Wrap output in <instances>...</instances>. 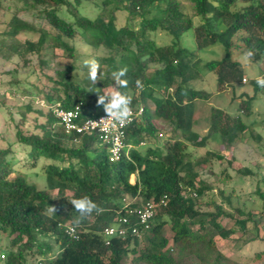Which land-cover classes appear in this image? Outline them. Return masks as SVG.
<instances>
[{"label": "trees", "instance_id": "obj_1", "mask_svg": "<svg viewBox=\"0 0 264 264\" xmlns=\"http://www.w3.org/2000/svg\"><path fill=\"white\" fill-rule=\"evenodd\" d=\"M189 2L194 15L181 0H17L23 12H34L55 32L54 36L41 35L38 42L27 41L23 49L16 50L18 54L42 51L48 37L53 39L55 48L63 49L70 57H74V49L64 41L66 38L80 37L95 49L105 48L109 57L102 63L110 73L127 68L126 75L121 77L127 80V87L119 85V91L131 99L130 109L144 106L145 110L143 117L128 128L127 152L120 161L112 163L107 147L95 136H85L74 143L50 108L60 103L70 109L82 103L87 117L107 114L97 101L98 94L103 95L102 87L110 83L109 76L101 87L84 81L77 83L71 78L76 68L68 65L54 81L58 85L55 92L63 91L64 99L46 95L45 108H36L34 102L23 107L16 124V143L25 147L33 169L41 160L51 162L44 168L48 189H38L22 175L11 179L15 173V150L13 146L0 148V264H28L32 253L39 255L44 264H124L130 254L135 256L136 263L143 264H181L186 256H195L202 264H221L226 258L220 253L210 261L216 250L214 236L228 239L234 233L224 227L223 218L234 219L243 233L248 232L250 222L258 229L259 218L251 213L236 210L241 218H235L222 204L203 201L212 188L197 182L196 167L210 163L212 158L222 163L226 158L208 153L193 161L189 159L188 144L203 148L213 141L233 146L252 127L242 115L250 117L251 105L257 95H264V88L257 80L253 82L255 95L241 105V115L213 109L209 133L201 137L194 131L195 102L208 99V95L191 86L197 78L198 62L195 53L183 45V37L192 36L199 51L220 46L225 57L207 62L205 69L217 74L220 87L241 84L245 73L241 63L233 58L235 51L264 70V0ZM87 3L99 10L95 18L84 14ZM62 12L73 20L63 17ZM119 13L126 14L125 25L119 26ZM195 17L203 21L198 27ZM136 21L140 22L138 29L134 27ZM9 26L8 35L14 39L34 31L23 24L18 14ZM160 32L171 39L163 46L156 41ZM137 79L142 88L137 87ZM160 91L164 94L157 96ZM149 102L155 105L154 110ZM30 115L35 116V126L24 130ZM161 120L171 125L174 132L167 145L162 144ZM133 175L137 177L135 184L130 181ZM56 190L58 194L54 196L51 192ZM68 191L72 196L67 195ZM259 193L264 200V193ZM220 194L224 196L223 192ZM84 196L102 208L103 213L97 215L94 208L76 226L80 214L71 201ZM164 196L169 198V205L160 209L151 228L145 230L137 225V217L129 211L139 209L141 200L158 201ZM225 200L230 203L229 197ZM51 207L55 211H49ZM202 207L213 211L204 212ZM245 215L247 218H243ZM122 217H128L130 227L137 225L142 234L129 232L125 239L113 238L107 246L102 231ZM65 222L78 229L79 240L59 228ZM169 224L172 238L164 234ZM143 235L147 246L139 248ZM54 245L59 246L56 254Z\"/></svg>", "mask_w": 264, "mask_h": 264}, {"label": "rangeland", "instance_id": "obj_2", "mask_svg": "<svg viewBox=\"0 0 264 264\" xmlns=\"http://www.w3.org/2000/svg\"><path fill=\"white\" fill-rule=\"evenodd\" d=\"M102 2V0H99ZM182 5L188 7L191 14H195L191 9L189 0H181ZM84 14L95 18L99 12L94 5L87 3ZM242 5H240L241 7ZM165 7V5H164ZM15 14L23 21V24L33 28L34 31H26L12 38L8 35L10 31V22ZM62 16L73 20L65 12ZM127 18L125 13H119V26L125 25ZM203 23L202 19L195 17V27ZM139 21L134 23L135 29H138ZM48 34L54 36L55 32L43 20L37 18L34 12H23L21 5L17 0H0V148L13 146L15 163V173L11 175L14 179L17 175H22L27 180L36 185L40 190L48 189V181L44 173V168L50 164V161L41 160L37 168H32V160L25 147L17 145L15 139L16 124L20 121L23 107L34 102L36 108H45L46 95L59 96L62 99L66 97L65 93L55 92L54 81L59 78V72L64 71L68 65H73L76 69L71 74L74 82L103 86L106 76H109V85L103 86L101 93L105 96L114 91H119V84L109 68L103 65L102 60L109 57L108 50L105 48L95 49L89 46L85 41L78 37L75 39H64L74 49V57L61 48H55L53 39L47 38L46 45L40 52H30L20 55L16 50L23 49L27 41L38 42L41 35ZM170 38L163 32L157 35V43L163 46L170 42ZM16 46L13 48V46ZM183 45L195 53V62H198L197 78L191 83V86L197 91H204L208 95L206 100H197L194 109V131L201 137L206 136L210 130V118L213 109L222 110L235 116L241 115V105L248 102L250 97L255 95L254 81L264 77V70L252 63L240 51H235L233 58L240 62L245 73V80L241 84H228L220 87L217 82V74L205 69L204 65L211 61H221L225 57V52L220 46H212L206 50L199 51L190 35L183 37ZM95 59L99 63L98 77L95 82L90 79L89 68L85 65V60ZM149 72H152L151 69ZM173 90V89H172ZM172 92V91H171ZM164 93L160 91L157 96ZM133 95V94H132ZM60 104V103H57ZM55 105V104H54ZM152 110L155 109L153 102H149ZM45 113V112H44ZM28 122L24 130H32L34 123L33 115L28 116ZM244 122L252 127L231 147H225L221 143L209 141L207 147L197 148L188 144L189 159L195 161L208 153L224 155L226 160L222 163L217 158H212L211 162L196 167L199 174L197 182L210 187L203 198L205 203L216 202L222 204L227 213L235 218H241L236 210H242L245 214L251 213L259 218L258 229L255 224H248V232L243 233L235 223L234 219L223 218L222 224L227 230H233L234 233L228 239H222L214 236L216 250L210 257L214 261L220 253L226 259L221 260V264H264V200L260 193H264V95L259 94L251 105V115L248 118L242 115ZM45 121L40 119V122ZM159 127L164 131L162 144L167 145L168 141L174 136L171 125L161 120ZM229 162L232 164L229 165ZM243 170H250L249 175L242 174ZM230 176V178L228 177ZM132 182V181H131ZM223 192L224 196L220 193ZM54 196L58 191L51 192ZM70 197L72 193L67 192ZM230 198V203L225 198ZM204 212L213 211L207 207H202ZM243 218H247L245 215ZM69 224V222H65ZM198 228V227H197ZM208 228V226L206 227ZM164 234L167 238L173 237L171 225L164 228ZM48 241V240H46ZM6 240L4 243L6 244ZM147 246V239L143 235L140 237V247ZM59 246L54 245V253H58ZM177 252V251H176ZM177 255V253H175ZM42 258L32 253L28 258V264H33ZM135 256L130 254L125 258L124 264H143L134 261ZM181 264H202L195 256H186Z\"/></svg>", "mask_w": 264, "mask_h": 264}, {"label": "built area", "instance_id": "obj_3", "mask_svg": "<svg viewBox=\"0 0 264 264\" xmlns=\"http://www.w3.org/2000/svg\"><path fill=\"white\" fill-rule=\"evenodd\" d=\"M244 81L246 82L245 79ZM43 106H45L44 103ZM82 107L83 104L79 103L70 109L62 107L61 104H55L50 108L57 118L59 125L63 128L67 136L73 138L74 143H79L81 138L85 136H95L107 147L110 162L116 163L120 161L128 150V145H126L128 128L143 117L145 110L144 106L131 109V115L122 121L115 120L111 116H107V114L87 117ZM142 145H144V143ZM140 203V208L130 210L129 214L137 217V225H140L145 230H149L152 221L155 219L160 209L168 207L169 198L164 196L158 201L141 200ZM130 224L131 222L128 217H122L116 224L105 227L102 231V236L105 239L106 245L109 246L111 240L116 237L125 239L129 232L137 236L142 234L137 225L131 228ZM58 226L60 229L65 230V233L72 239L79 240L80 235L75 226L65 223H60ZM33 264L44 263L38 260Z\"/></svg>", "mask_w": 264, "mask_h": 264}, {"label": "clouds", "instance_id": "obj_4", "mask_svg": "<svg viewBox=\"0 0 264 264\" xmlns=\"http://www.w3.org/2000/svg\"><path fill=\"white\" fill-rule=\"evenodd\" d=\"M252 53L248 52L247 56L251 57ZM85 65L89 68L90 79L95 82L98 77L99 63L95 59L85 60ZM127 73V68H123L120 71L113 73L116 81L121 87H127V80H122L121 77L125 76ZM136 85L139 88H142V82L137 79ZM257 83L260 87L264 88V77L257 79ZM107 100V103L105 101ZM98 105H103L107 113V116H111L115 120H125L131 115V99L126 93H121L120 91H114L110 95H99L98 94ZM74 205L76 211L80 214L76 219L75 224L79 226L81 223V218L86 217L92 213L94 208H97L95 204L89 197L84 196L80 199H74L71 201ZM49 211H55L54 207H51ZM103 213L102 208H97V215Z\"/></svg>", "mask_w": 264, "mask_h": 264}, {"label": "crops", "instance_id": "obj_5", "mask_svg": "<svg viewBox=\"0 0 264 264\" xmlns=\"http://www.w3.org/2000/svg\"><path fill=\"white\" fill-rule=\"evenodd\" d=\"M136 180H137V177H136L135 175H133V176L131 177V180H130V181H132V182H131L132 184H135V183H136Z\"/></svg>", "mask_w": 264, "mask_h": 264}]
</instances>
